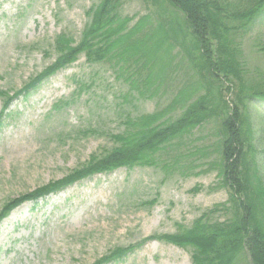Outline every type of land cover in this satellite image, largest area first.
<instances>
[{"label": "rangeland", "instance_id": "374dc122", "mask_svg": "<svg viewBox=\"0 0 264 264\" xmlns=\"http://www.w3.org/2000/svg\"><path fill=\"white\" fill-rule=\"evenodd\" d=\"M100 1L0 0V112L8 97L55 62L59 34L79 42L86 11ZM157 2L124 0L120 13L132 19L130 26L149 17L144 34L159 27L169 33L177 12ZM166 39L171 48L159 60L162 79L150 100L129 93L109 64L89 65L83 55L12 100L0 125V211L103 155L126 118L166 107L179 88L197 80L192 62L198 55L189 52V41ZM241 42L247 82H257L264 77V16ZM248 111L257 160L253 184L259 179L264 185V103L253 102ZM215 133L216 123L209 122L168 149L162 156L167 171L122 168L22 204L0 223V264H93L115 248L174 234L176 225L189 227L209 210L211 221L226 220L231 193L218 176ZM260 213L264 219L262 207ZM242 261L249 264L245 255ZM111 264L192 263L189 250L152 240Z\"/></svg>", "mask_w": 264, "mask_h": 264}, {"label": "trees", "instance_id": "16d2710c", "mask_svg": "<svg viewBox=\"0 0 264 264\" xmlns=\"http://www.w3.org/2000/svg\"><path fill=\"white\" fill-rule=\"evenodd\" d=\"M123 2L101 0L88 9V23L77 44L66 34H59L54 40L55 62L5 100L0 125L12 100L27 96L81 55L89 65L109 64L129 93L150 100L162 79L163 71L157 69L159 60L171 48L165 47L166 38L183 37L189 41V52L198 55L192 62L197 80L179 88L166 107L126 118L123 131L110 135L113 146L103 155L92 156L85 166L59 181L9 201L0 211V223L22 204L36 203L97 174L136 167L167 171L162 159L167 150L194 129L215 122L213 151L220 157L221 186L231 193L230 216L211 221L209 210L189 227L176 225L174 234L151 236L137 245L115 248L93 264L121 261L152 240L189 250L192 264H238L244 255L249 264H264V219L260 213L261 207L264 210V185L259 179L253 184L257 160L248 111L251 103H264V77L247 82L241 49L242 39L264 16V0H158L177 12L170 32L165 34L157 32L161 27L148 34L142 32L149 17L130 26L132 19L120 13Z\"/></svg>", "mask_w": 264, "mask_h": 264}]
</instances>
